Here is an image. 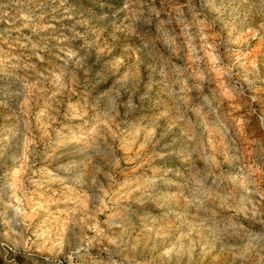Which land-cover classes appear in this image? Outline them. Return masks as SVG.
I'll return each mask as SVG.
<instances>
[{
  "label": "rangeland",
  "instance_id": "obj_1",
  "mask_svg": "<svg viewBox=\"0 0 264 264\" xmlns=\"http://www.w3.org/2000/svg\"><path fill=\"white\" fill-rule=\"evenodd\" d=\"M0 264H264V0H0Z\"/></svg>",
  "mask_w": 264,
  "mask_h": 264
}]
</instances>
